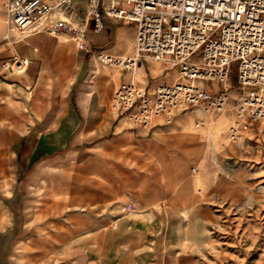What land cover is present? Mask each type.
<instances>
[{"label":"rangeland","instance_id":"obj_1","mask_svg":"<svg viewBox=\"0 0 264 264\" xmlns=\"http://www.w3.org/2000/svg\"><path fill=\"white\" fill-rule=\"evenodd\" d=\"M61 12L75 30L85 28L87 41L93 33L87 16V0H71L69 6H62ZM107 23L110 36L108 42L99 48L112 47L113 44H109L117 35L123 34L131 40V54L104 52L133 56L135 29L116 20H107ZM32 32L38 34H25L21 38L20 44H25L24 48L0 50V72L12 74L10 67L13 63L26 58L29 60L28 68L16 74L17 77L46 76L52 86L65 93L74 85L77 65L87 61L88 57L82 58L69 32L58 37ZM34 37L46 38V49L37 53L32 52L33 49L28 51L26 48L35 45ZM93 59L97 60L96 56ZM63 69L69 70L67 75L62 74ZM170 73L169 81L174 82L178 74ZM235 76L233 69L228 81L233 87L223 113L206 115L200 108L178 115L175 111L170 124L139 137L144 143L140 154L147 156L145 163L135 158L128 159L139 152L133 146L118 148L117 143H113L115 140L108 136L110 142L105 147V155L116 157L104 159L116 162L122 168L146 172L148 185V195L143 200L129 205L117 201L114 210L98 213V224L111 221L110 226L100 232V236L108 238L99 245V249L114 252L116 264H264V120L246 124L236 142L229 140L228 128L235 119L232 104L237 98ZM130 81L141 86L136 75ZM50 98L57 104L68 99L67 94H51ZM197 109L201 112L200 117L191 116L185 121L186 126L197 133V139L202 140L198 148L200 153H194L185 162L184 170L170 175L161 165L169 160H178L175 126L178 120ZM95 143L97 140L90 139L82 145L85 148L69 144L48 156L47 166L37 171L35 184L29 193L25 181L21 185L23 193L19 211H12L6 203H0V220H5L6 224L3 229L10 228L15 212L20 219L4 264H47V220L52 222L50 231L53 234L79 233L75 231V225L81 218L76 216L77 206L68 204L72 198L70 191L75 189L77 174L81 172L79 164L87 162L84 151L95 156ZM80 155L83 157L79 158ZM181 157L186 156L183 154ZM85 164L91 169L92 163ZM138 181L133 179V182ZM248 196L251 198L246 201ZM28 199L37 203L29 226L26 223L27 210L23 206ZM157 218L161 221L156 224ZM38 228H44V231L34 233ZM91 229L92 226L85 228L83 233H89ZM54 245L70 252L75 251L76 244ZM67 262L74 264L76 258L69 255Z\"/></svg>","mask_w":264,"mask_h":264},{"label":"crops","instance_id":"obj_2","mask_svg":"<svg viewBox=\"0 0 264 264\" xmlns=\"http://www.w3.org/2000/svg\"><path fill=\"white\" fill-rule=\"evenodd\" d=\"M105 22L108 32L92 33L87 39L91 51L131 54V40L123 34L117 35L109 44H113L112 47L99 48L108 42L110 36L107 20ZM22 34L13 32L12 27L5 24L4 15L0 11V50L24 48L25 44H20L21 38L25 34L37 35L38 32ZM33 40L35 45L26 48L28 51L33 49L32 52L37 53L40 49H46V38L34 37ZM85 56L88 57L87 61L83 60L77 65L74 85L65 93L59 91V87L52 86L46 76L28 75L19 78L14 73L0 72V203H6L12 211H19L20 195L23 193L21 185L25 181L29 193L30 187L35 184L37 171L47 166L48 156L69 144L85 148L82 146L85 142L90 139L97 140L93 145L96 149L95 156L86 151L83 154L87 155L85 163H92L91 169L88 164H79L81 172L77 174L75 189L70 191L72 198L68 204L77 206L76 216L81 218L75 225V231L79 233L53 234L50 231L52 222L47 220V264H69V255L72 259L76 258L74 264H116L113 260L114 252L99 249V245L107 237L100 236V232L105 231L111 221L98 224V213L114 210L117 201H124L129 205L133 201L143 200L148 195V185L146 172H136L129 167L122 168L116 162L104 159L116 157L112 154L105 155V147L110 142L108 136L115 140L113 143H117L118 148L133 146L139 152L128 159L135 158L145 163L147 156L140 154L144 143L139 137L167 125L163 117H157L152 120L149 128H142L133 123L129 116L114 111L111 103L115 88L123 82H132L130 80L135 75L141 80V86L136 84L149 93L160 85L171 83L169 80L172 73L166 72L163 64L147 60L135 71H117L93 59L94 55L82 53L83 59ZM68 72L69 70L63 69L62 74L67 75ZM205 86L212 91L233 87L231 82ZM51 94H67L68 99L57 104L50 98ZM200 115L201 112L197 109L177 122L174 131L178 135V160H169L161 165L170 175L184 170L185 162L194 153H200L198 148L202 140L197 139V133L188 128L185 121L191 119V116L199 118ZM183 154L185 158L181 157ZM83 156L80 155L79 158ZM181 158H184L183 161ZM133 179L139 181L133 182ZM249 198L251 197L248 196L246 201ZM23 204L27 210L26 223L29 226L37 203L28 199ZM156 221L157 224L161 219L157 218ZM5 225V220H0V264H4L17 227L20 226L18 213L12 215L9 229H3ZM90 226L92 229L89 233H83ZM43 231L44 228H38L34 233ZM56 243H75V251H64L61 246L57 249L54 245Z\"/></svg>","mask_w":264,"mask_h":264},{"label":"built area","instance_id":"obj_3","mask_svg":"<svg viewBox=\"0 0 264 264\" xmlns=\"http://www.w3.org/2000/svg\"><path fill=\"white\" fill-rule=\"evenodd\" d=\"M64 4L71 0H0V11L5 24L21 33L58 37L69 32L79 52L113 70L134 71L153 60L166 72H177L174 82L151 93L134 82L115 88L113 110L136 125L149 128L157 117L170 124L175 111L195 108L206 115L223 113L231 88L212 91L205 85L227 83L233 69L237 98L229 140L236 142L246 124L264 120V0H87L94 34L107 29L106 20L135 28V56L92 52L85 28L75 30L61 12ZM28 65L20 58L10 70L21 74Z\"/></svg>","mask_w":264,"mask_h":264},{"label":"bare ground","instance_id":"obj_4","mask_svg":"<svg viewBox=\"0 0 264 264\" xmlns=\"http://www.w3.org/2000/svg\"><path fill=\"white\" fill-rule=\"evenodd\" d=\"M29 32H30V31H29ZM29 32H25V33H29ZM25 33H24V34H25ZM135 55H136V51L134 50V52H133V56H135ZM137 68H138V67H137ZM137 68H135L134 71H135ZM226 86H227V84H226ZM53 136H54V135H53Z\"/></svg>","mask_w":264,"mask_h":264}]
</instances>
